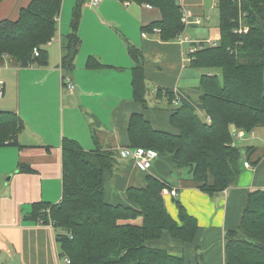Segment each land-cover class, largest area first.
Instances as JSON below:
<instances>
[{"label":"trees","instance_id":"16d2710c","mask_svg":"<svg viewBox=\"0 0 264 264\" xmlns=\"http://www.w3.org/2000/svg\"><path fill=\"white\" fill-rule=\"evenodd\" d=\"M63 1L32 0L16 21H0V64L6 59L21 67L48 64L46 46L58 32ZM123 1L158 9L161 19L143 32L157 28L163 41L178 40L186 29L176 0ZM86 2L76 3L62 60L68 73L79 50L78 30ZM218 10V44L191 55L190 66L206 71L200 81L199 105L182 100L173 107L169 131L154 128L143 113H134L128 126L129 148L153 149L159 157H169L176 171L187 170L188 179L210 196L235 186L244 161L256 151L248 146L244 157L232 129L251 134L264 127V0H218ZM130 54L137 63L132 70L133 97L148 109L144 55L134 49ZM88 67L102 65L90 59ZM166 95L174 106L176 94L166 91ZM198 109L205 118L197 114ZM23 128L18 114L0 111V147H21L18 136ZM62 154V200L34 203L26 218L30 223L53 226L62 259L68 258L71 264H186L184 258L153 246L165 233L182 244H192L200 231L197 219L180 201L176 204L179 220L169 214L163 193L171 182L150 174L145 187L127 189L126 203L113 205L105 200L104 181L106 172L115 171L116 152L101 147L88 151L66 138ZM138 219L142 223L134 224ZM197 257L201 263L202 256ZM224 257L225 264H264V190L248 195L238 228L226 235Z\"/></svg>","mask_w":264,"mask_h":264},{"label":"crops","instance_id":"0c3cea01","mask_svg":"<svg viewBox=\"0 0 264 264\" xmlns=\"http://www.w3.org/2000/svg\"><path fill=\"white\" fill-rule=\"evenodd\" d=\"M31 1L3 0L0 21H16ZM90 1L82 8L79 50L71 72L63 69L62 60L77 0L63 1L58 32L46 46L48 64L21 67L9 59L0 64V82L5 87L0 111L14 112L24 122L18 136L21 147H0V264H68L60 256L61 245L53 226L26 221L34 203L58 204L62 200V144L66 138L88 151L101 147L116 152L115 171L106 172L104 181L105 200L110 204L126 203L127 189L145 187L150 174L171 182L166 190L176 189L178 196L163 193L169 214L179 220L174 204L178 199L197 219L200 231L192 244H182L165 233L154 247L184 258L186 264H225L227 233L238 228L248 195L264 190V127L235 140L239 147L247 142L256 149L247 160L252 168L243 166L237 184L214 196L202 192L188 178L173 177L176 168L167 156L157 158L147 172L122 158L120 152L129 148L131 116L143 113L154 128L169 131L172 108L179 105L169 104L166 91L199 105L202 76L195 81L198 72L186 60L188 43L166 42L160 33L143 32L144 27L161 19L158 9L123 0H100L94 7ZM211 1V8H218V1ZM182 6L191 16L203 18L201 26L192 28L208 31L204 38L191 40L187 36L190 42L218 44L220 32L209 28L213 15L207 0H184ZM131 49L144 55L148 109L133 97L132 70L137 63ZM90 59L102 68L90 69ZM188 67L191 77L184 78ZM68 79L74 90L66 86ZM20 165L25 171H20ZM133 223L141 224L142 219ZM197 254L202 256L201 263Z\"/></svg>","mask_w":264,"mask_h":264},{"label":"built area","instance_id":"2783aa9c","mask_svg":"<svg viewBox=\"0 0 264 264\" xmlns=\"http://www.w3.org/2000/svg\"><path fill=\"white\" fill-rule=\"evenodd\" d=\"M178 4H180L182 6L184 0H176ZM218 1V0H216ZM100 3V0H91L90 4L92 6H98ZM148 7L151 8V6L147 5ZM58 21V18H57ZM182 23L184 24L185 28L187 27H192V26H201L203 24V18L201 17H193L191 16V14L182 6ZM154 31L156 33H160L159 29H154ZM242 31H247V29H240L236 32H242ZM144 36H146V34H144ZM53 41V40H52ZM178 41L182 44H186L189 43L191 46L190 48L187 50V57L186 60L188 62H191L192 60V56L195 52H197L198 50L202 49L204 46H206L208 44V42L205 41H196V42H190L189 38L186 36L184 37L183 33L181 34V36L179 37ZM216 44L210 42L209 46H215ZM40 52L38 49H35V55L39 56ZM66 86L68 87V89L70 90H74L75 86L73 85V83L68 79L66 80ZM5 94V87L3 85V83L0 82V98H3ZM183 100V97L181 94H178L176 96V100L174 101V104L180 105L181 102ZM208 121H210L208 119ZM232 134L234 135L235 139H242L246 133L244 131H238L237 129L233 128V132ZM120 155L122 158L124 159H130L132 160L136 167L142 171H149L151 170L154 162L156 161V159L159 157L158 152L153 150V149H145V148H136V149H131V148H127L124 149L120 152ZM244 167L247 168H252V165L248 162L245 161L244 162ZM164 193L166 194H170L172 197H177L178 196V192L176 189H172V190H165ZM66 263L71 264V261L68 258H65L64 260Z\"/></svg>","mask_w":264,"mask_h":264},{"label":"rangeland","instance_id":"374dc122","mask_svg":"<svg viewBox=\"0 0 264 264\" xmlns=\"http://www.w3.org/2000/svg\"><path fill=\"white\" fill-rule=\"evenodd\" d=\"M212 5H213V2L211 0H207V7L209 9L210 14L213 15V18L209 22V28H210V30L212 32L217 33V32H219V27H218L219 10H218V8L212 9L211 8ZM183 35H184V37L188 36L191 40H194L196 37H199V38L207 37L208 36V31L205 30L204 28H201V27H197V28L187 27L185 29V31L183 32ZM213 39L215 40V38H213ZM188 45L191 46L189 43H188ZM194 72L195 73L198 72V75L195 77V81H196V80H198L197 77L199 75L202 76L206 71L205 70L196 69ZM187 76L191 77V68L190 67H188V70H187L186 75L184 76V78H187ZM197 114L201 118H203L205 116V113L203 111L199 110V109L197 110ZM246 146H248L247 142L240 144V147L242 149V152H243L244 156H245ZM174 172L175 173L172 175L173 177H180V176L185 177V178H189L190 177V175H189L187 170H177V171L175 170ZM177 201H179V200L178 199L174 200V202H175L174 204L175 205L177 204Z\"/></svg>","mask_w":264,"mask_h":264}]
</instances>
